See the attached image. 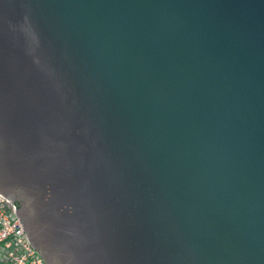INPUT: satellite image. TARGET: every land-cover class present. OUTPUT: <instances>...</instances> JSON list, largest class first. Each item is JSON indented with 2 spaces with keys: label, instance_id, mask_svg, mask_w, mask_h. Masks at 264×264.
Masks as SVG:
<instances>
[{
  "label": "water",
  "instance_id": "water-1",
  "mask_svg": "<svg viewBox=\"0 0 264 264\" xmlns=\"http://www.w3.org/2000/svg\"><path fill=\"white\" fill-rule=\"evenodd\" d=\"M0 194L45 264H264V0H0Z\"/></svg>",
  "mask_w": 264,
  "mask_h": 264
},
{
  "label": "built area",
  "instance_id": "built-area-1",
  "mask_svg": "<svg viewBox=\"0 0 264 264\" xmlns=\"http://www.w3.org/2000/svg\"><path fill=\"white\" fill-rule=\"evenodd\" d=\"M0 264H45L29 243L15 208L0 194Z\"/></svg>",
  "mask_w": 264,
  "mask_h": 264
}]
</instances>
